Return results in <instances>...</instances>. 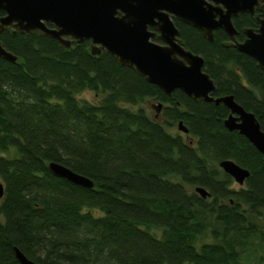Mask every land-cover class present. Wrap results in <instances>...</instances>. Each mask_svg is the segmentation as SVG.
Wrapping results in <instances>:
<instances>
[{
	"label": "trees",
	"instance_id": "obj_1",
	"mask_svg": "<svg viewBox=\"0 0 264 264\" xmlns=\"http://www.w3.org/2000/svg\"><path fill=\"white\" fill-rule=\"evenodd\" d=\"M175 24L205 59L214 96L234 95L264 130L259 64L225 46L223 29L210 41ZM252 25L248 14L235 19L239 40ZM0 41L18 56L0 57V264H21L15 247L41 264H264V154L225 127L223 103L167 95L89 40L67 47L7 28ZM87 91L97 100L80 97ZM180 121L188 133L170 131ZM224 159L249 170L244 185ZM51 162L94 187L57 176Z\"/></svg>",
	"mask_w": 264,
	"mask_h": 264
},
{
	"label": "water",
	"instance_id": "obj_2",
	"mask_svg": "<svg viewBox=\"0 0 264 264\" xmlns=\"http://www.w3.org/2000/svg\"><path fill=\"white\" fill-rule=\"evenodd\" d=\"M258 0H0V32L41 31L60 44L70 47L74 41L89 40L93 53L110 52L123 66L135 69L148 82L157 85L167 95L182 90L195 100L223 103L230 111L224 125L238 130L264 154V130L255 113L239 104L234 95L215 97L214 79L204 70L205 59L187 49L180 37L174 17L198 30L210 41L223 29L229 36L225 46H232L251 56L264 70V19L257 31L244 30V42L236 40L233 18L240 13H254ZM157 39L162 43L157 42ZM0 57L17 62L18 56L0 41ZM161 105H159V110ZM180 131L188 133L180 121ZM219 166L243 185L250 176L248 169L232 159L220 161ZM59 177L87 188L94 181L58 162L49 164ZM197 192L204 198L210 193L203 187ZM4 186L0 181V198ZM16 257L21 264H41L30 259L18 247Z\"/></svg>",
	"mask_w": 264,
	"mask_h": 264
},
{
	"label": "flooded vegetation",
	"instance_id": "obj_3",
	"mask_svg": "<svg viewBox=\"0 0 264 264\" xmlns=\"http://www.w3.org/2000/svg\"><path fill=\"white\" fill-rule=\"evenodd\" d=\"M241 14H248L249 17H251L252 20H253V25H252L251 27L246 26V27L243 28L244 38H243L242 41L239 40V38H238L239 31H238V29H237L236 26H235V19L239 18ZM172 17H173V19H174V22H175L176 19H179L178 17H174V16H172ZM260 19H264V0H258L257 4L254 6V13H253V14L250 13V12H244V13H240L238 16H236V17L233 18L234 26H235V28H236V30H237V33H236V40H237L238 42H244V41H245V39H246V34L244 33V30H245V29L251 28V29L257 31V30L259 29V27H260V22H259ZM179 20H180V19H179ZM157 41L162 42V41L159 40V39H157ZM245 182H246V181H245ZM244 184H245V183H244ZM244 184H243V185H244ZM241 186H242V185H241Z\"/></svg>",
	"mask_w": 264,
	"mask_h": 264
},
{
	"label": "rangeland",
	"instance_id": "obj_4",
	"mask_svg": "<svg viewBox=\"0 0 264 264\" xmlns=\"http://www.w3.org/2000/svg\"><path fill=\"white\" fill-rule=\"evenodd\" d=\"M157 42H159V41H157ZM159 43H162V42H159ZM80 97H85V98H88V99L93 100V101H96L97 100L96 95L93 92H91V91H87V92H84V93L80 94ZM152 102H153V104H157L156 101H152ZM153 104L151 102H150V104H149V102H145L144 103V107H145V109H147L149 111V114L151 116H156L155 110H153L150 107V105H153ZM157 119L160 120V121H163V119L161 118V116H158ZM170 131L172 133L178 132L179 131L178 125H175V126L170 127Z\"/></svg>",
	"mask_w": 264,
	"mask_h": 264
}]
</instances>
